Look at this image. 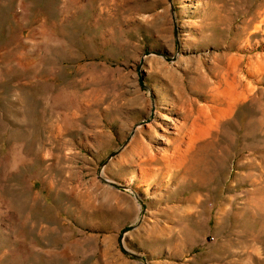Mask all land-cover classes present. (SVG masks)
Listing matches in <instances>:
<instances>
[{
	"label": "rangeland",
	"instance_id": "obj_1",
	"mask_svg": "<svg viewBox=\"0 0 264 264\" xmlns=\"http://www.w3.org/2000/svg\"><path fill=\"white\" fill-rule=\"evenodd\" d=\"M141 257L264 264V0H0V264Z\"/></svg>",
	"mask_w": 264,
	"mask_h": 264
},
{
	"label": "water",
	"instance_id": "obj_2",
	"mask_svg": "<svg viewBox=\"0 0 264 264\" xmlns=\"http://www.w3.org/2000/svg\"><path fill=\"white\" fill-rule=\"evenodd\" d=\"M115 155V154H114ZM132 229V227L130 226V227H127L126 229H125V231L124 232H127V231H129V230H131ZM133 256H137V255H135V254H132ZM142 258V260L143 261H145L146 263H147V259L145 258V257H141ZM148 264V263H147Z\"/></svg>",
	"mask_w": 264,
	"mask_h": 264
}]
</instances>
